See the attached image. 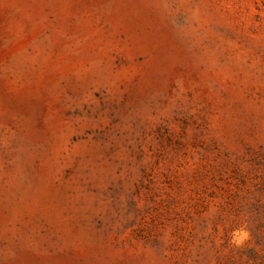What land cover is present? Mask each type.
<instances>
[{
  "label": "rangeland",
  "instance_id": "1",
  "mask_svg": "<svg viewBox=\"0 0 264 264\" xmlns=\"http://www.w3.org/2000/svg\"><path fill=\"white\" fill-rule=\"evenodd\" d=\"M0 264H264V0H0Z\"/></svg>",
  "mask_w": 264,
  "mask_h": 264
}]
</instances>
